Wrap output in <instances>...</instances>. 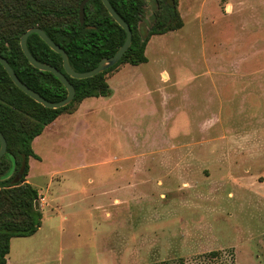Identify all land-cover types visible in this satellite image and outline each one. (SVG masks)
Wrapping results in <instances>:
<instances>
[{
	"label": "rangeland",
	"instance_id": "rangeland-1",
	"mask_svg": "<svg viewBox=\"0 0 264 264\" xmlns=\"http://www.w3.org/2000/svg\"><path fill=\"white\" fill-rule=\"evenodd\" d=\"M177 10L146 63L33 140L41 228L8 264H264V0Z\"/></svg>",
	"mask_w": 264,
	"mask_h": 264
},
{
	"label": "trees",
	"instance_id": "trees-1",
	"mask_svg": "<svg viewBox=\"0 0 264 264\" xmlns=\"http://www.w3.org/2000/svg\"><path fill=\"white\" fill-rule=\"evenodd\" d=\"M85 0H0V56L17 77L31 90L50 102L66 97V89L51 73L33 68L19 45L21 35L38 27L68 56L72 69L86 72L105 57L112 56L123 44L124 30L112 19L101 0H86L84 21H79V7ZM155 11L147 14L148 0H108L113 10L128 24L132 38L117 64L86 79L65 74L61 56L52 51L36 34L27 39L32 57L61 71L73 85L75 95L66 106L48 109L34 102L10 80L0 64V132L7 148L0 159V264H6L10 240L33 236L41 227L38 190L26 181L28 160L39 157L32 142L44 128L61 114L74 113L87 98L108 97L106 75L120 65L147 62L145 50L154 35L173 32L183 26L177 10L178 0H152ZM150 22L141 30L143 20ZM15 175L6 178L10 167Z\"/></svg>",
	"mask_w": 264,
	"mask_h": 264
},
{
	"label": "water",
	"instance_id": "water-1",
	"mask_svg": "<svg viewBox=\"0 0 264 264\" xmlns=\"http://www.w3.org/2000/svg\"><path fill=\"white\" fill-rule=\"evenodd\" d=\"M86 0L83 1L80 4L79 7V21L80 23H83L84 21V4ZM103 6L107 10L108 14L112 17V19L124 30L125 32V39L123 44L116 50V52L110 56L102 58L98 64L92 68L89 71L86 72H76L72 69L70 66L68 56L65 53V51L60 48L57 44H55L48 36L47 34L38 27H33L28 30H26L20 37L19 45L22 53L24 54L25 58L27 59L28 63L35 69L43 72H49L53 74L65 87L66 89V97L58 102H50L45 100L43 97H41L37 92L31 90L29 87H27L14 73L12 68L10 67L7 60L0 56V64L7 73L8 77L12 81V83L20 90L22 91L26 96L31 98L34 102L42 105L45 108L48 109H58L61 107H64L68 105L74 98L75 90L73 85L69 82L67 77L59 71L57 68L47 64V63H41L37 60H35L32 55L30 54L28 48H27V39L31 34H36L38 37L55 53L59 54L62 59V67L66 75H68L70 78L73 79H86L93 77L99 73H102L106 71L107 69L111 68L115 64L118 63V61L122 58L124 53L127 51L131 44V30L127 23H125L121 17L113 10L111 5L109 4L108 0H101ZM7 143L0 132V159L1 157L6 153Z\"/></svg>",
	"mask_w": 264,
	"mask_h": 264
},
{
	"label": "crops",
	"instance_id": "crops-1",
	"mask_svg": "<svg viewBox=\"0 0 264 264\" xmlns=\"http://www.w3.org/2000/svg\"><path fill=\"white\" fill-rule=\"evenodd\" d=\"M94 98H95V97H94ZM101 98H102V97H101ZM83 103H84V100L79 104L77 110L83 105ZM77 110H76V111H77ZM76 111H75V112H76ZM75 112H74V113H75ZM72 114H73V113H72ZM62 115H63V114H62ZM67 115H71V114H67ZM58 117H59V116H58ZM58 117H57V118H58ZM57 118H56V119H57ZM56 119H55L54 122L50 123L49 125H51V124H55L56 122H57V123L60 122V121H57ZM46 127H47V126H46ZM40 228H41V227H40ZM40 228H39V230H40ZM39 230H38V231H39ZM38 231H37V232H38ZM37 232H36V233H37ZM30 237H31V236H30ZM10 242H11V240H10ZM9 253H10V250H9ZM8 255H9V254H8ZM8 255L6 256V264L9 263Z\"/></svg>",
	"mask_w": 264,
	"mask_h": 264
},
{
	"label": "built area",
	"instance_id": "built-area-1",
	"mask_svg": "<svg viewBox=\"0 0 264 264\" xmlns=\"http://www.w3.org/2000/svg\"><path fill=\"white\" fill-rule=\"evenodd\" d=\"M42 199V198H41Z\"/></svg>",
	"mask_w": 264,
	"mask_h": 264
}]
</instances>
